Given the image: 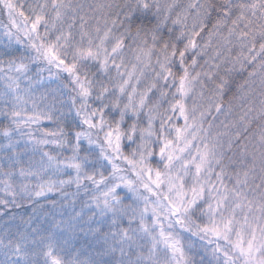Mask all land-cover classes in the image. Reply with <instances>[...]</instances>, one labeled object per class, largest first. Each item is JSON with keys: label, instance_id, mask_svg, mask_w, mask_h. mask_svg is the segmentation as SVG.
<instances>
[{"label": "snow or ice", "instance_id": "obj_1", "mask_svg": "<svg viewBox=\"0 0 264 264\" xmlns=\"http://www.w3.org/2000/svg\"><path fill=\"white\" fill-rule=\"evenodd\" d=\"M0 15V264H264V0Z\"/></svg>", "mask_w": 264, "mask_h": 264}, {"label": "trees", "instance_id": "obj_2", "mask_svg": "<svg viewBox=\"0 0 264 264\" xmlns=\"http://www.w3.org/2000/svg\"><path fill=\"white\" fill-rule=\"evenodd\" d=\"M19 2L20 3H29V2H31V0H19ZM0 20H2L3 22H7V18H6V16H4V15H0ZM45 75H47V73H45ZM180 123H182V121H180ZM45 126H47V127H51V125H49V124H47V122H45ZM2 141L4 142V140H3V138H2ZM38 158V157H37ZM0 163H4L3 161H0ZM0 199H2V198H0ZM10 200V199H9ZM43 202V201H42ZM22 207H31L28 203H24L23 205H22ZM22 207H20V208H22ZM19 208H15V207H13V208H11V207H9L8 209H4L3 208V206L2 205H0V212H7L8 214L7 215H3V216H0V230H2L3 229V227H4V224H5V222L4 223H2L3 221H5V220H7V222H9V223H11L12 225H13V228L15 227V225L16 224H18L19 223V218H20V215H19ZM12 215H15L16 217H17V220L16 221H11L10 220V217L12 216ZM77 241H73V243H76Z\"/></svg>", "mask_w": 264, "mask_h": 264}, {"label": "rangeland", "instance_id": "obj_3", "mask_svg": "<svg viewBox=\"0 0 264 264\" xmlns=\"http://www.w3.org/2000/svg\"><path fill=\"white\" fill-rule=\"evenodd\" d=\"M2 143H4V142L2 141V137H0V144H2ZM0 155H2V150H0ZM0 161H2V160H0ZM0 187H2V186H0ZM0 198H2V199H11V197L5 196L3 191H0ZM9 207L13 208L11 205ZM19 209L20 210H19L18 213H19L20 217H24L25 219H27L28 216L32 214V208L31 207H22V208H19ZM6 221L7 220L3 221L2 223L6 222Z\"/></svg>", "mask_w": 264, "mask_h": 264}]
</instances>
